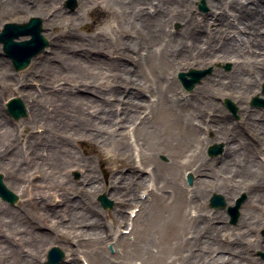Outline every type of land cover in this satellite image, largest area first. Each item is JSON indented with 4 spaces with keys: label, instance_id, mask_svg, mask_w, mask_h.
<instances>
[{
    "label": "bare ground",
    "instance_id": "bare-ground-1",
    "mask_svg": "<svg viewBox=\"0 0 264 264\" xmlns=\"http://www.w3.org/2000/svg\"><path fill=\"white\" fill-rule=\"evenodd\" d=\"M26 1H34L36 5H27ZM103 1L109 8L105 12L117 24L113 27L115 31L137 34L139 39L126 38L117 50L112 41L106 40L105 32H101L103 36L88 41L93 48L84 47V42L81 38L78 42V35L71 29L62 35L52 31L61 12L57 13L59 9L54 8L56 15L46 19V26L51 30L49 38L52 39L50 44L54 45L53 49L55 47V57L51 63L44 61L46 65L40 72L43 92H37L30 84L29 74L25 80L14 82L30 115L23 123V129L32 131L37 123L45 128L42 142L38 133L29 137L27 146L34 148L31 156L24 152L22 130L11 126L10 121L0 115V167L8 173L12 186L24 197L29 188L24 172L36 165H40L44 173L53 172V177L47 176L39 184L38 196L33 200L27 199L37 207L36 215L0 208L7 229L23 236L31 247V252L24 256V264H40L41 249L56 240L61 241L74 257L63 264H81L75 258L78 249L70 248L72 237H81V244H89L93 264L164 263L171 243L169 231L174 223L181 229H190L193 234V241L185 242V254L181 258L183 264H263L252 253L256 249L264 250V237L256 235L259 227L264 226V219H253L252 209L254 204L264 200V168L251 150L243 151L236 144V136L257 142L263 153L260 154L264 156V119L262 124L257 123L255 114L244 105L249 95L256 92L264 81V0H208L211 6L209 14L194 11L192 4L186 0ZM55 2L0 0V13H12L14 7L21 12H43ZM99 2L79 0L75 15L79 16V12L91 6H98ZM147 4L150 9H155L153 17L143 15ZM2 6L6 8L2 9ZM176 22L181 23V29L177 34L167 35L165 27ZM23 38L27 37L19 39ZM103 49L112 50V54L115 52L123 60L107 59ZM144 51L147 53L144 54ZM2 60L0 57V84L1 90H6L12 88L13 80L3 74ZM183 60L189 65H208L215 60L233 61L230 79L221 85H225V91L238 100L241 106L239 115L248 124L247 132L240 130L233 136L225 129L212 100L198 104L191 98L178 95L174 86L176 83L166 78L165 74L171 63L178 64ZM36 64L37 61H34L31 69L38 72ZM113 74L118 81L113 79L116 77H112ZM111 79L113 82L109 83ZM46 101L53 106L50 114L43 109ZM51 115L54 118L50 119ZM57 118L61 123L54 120ZM50 123L60 130L57 138L51 135ZM89 126L93 131H88ZM207 132H213L216 139L225 143V160H208L203 157L202 150L191 148L194 142L206 139L202 135ZM89 137L99 139L109 149L110 160L116 165L115 168L105 167L103 179L97 174L96 165L84 162L75 148L77 141ZM41 148L42 153L49 152L45 155L47 159L38 154ZM165 152L172 153L173 165L158 161L156 171L148 172L147 159H157ZM235 159L242 162L240 169L232 165ZM82 160L83 179L74 181L69 176L70 171ZM185 167H192L198 175L197 189L192 191L190 200L174 176ZM124 168L128 171L122 173ZM242 170H247L251 177L254 172H259L261 176L257 181L249 180L248 201L240 209L241 217L235 228L238 232L224 223L197 222L196 218L185 216L186 206L192 205L204 211L203 200L212 190L219 188L226 197L237 195V190H231L220 173L238 176ZM170 173H174L171 178ZM157 177L166 182L159 185ZM148 181L151 182L148 187L153 188L149 194L157 197L154 203L139 194ZM169 182L172 195L163 193ZM84 183L87 185L84 186ZM53 188H56L55 192H60L62 203L50 201L49 191ZM74 190H82V195L74 197ZM103 191L116 202V208L107 213L109 222L103 220L101 212L90 199ZM131 206L138 208L132 222L130 215L126 214ZM65 214L72 217L67 223H62L60 230H45L42 219L57 220ZM212 216V222L221 221L219 215ZM129 220L132 232L135 231L132 239L122 233V225L126 224L124 229H127ZM225 233L228 237L223 239ZM110 241L118 251L117 260H112L107 251ZM173 244L176 250L184 247L183 242L176 238ZM118 246H122L121 249ZM226 251L228 255L224 253ZM6 252L15 256L20 253L10 234L0 231V254ZM134 254L141 255V262H133ZM88 264H91L89 259Z\"/></svg>",
    "mask_w": 264,
    "mask_h": 264
},
{
    "label": "rangeland",
    "instance_id": "rangeland-1",
    "mask_svg": "<svg viewBox=\"0 0 264 264\" xmlns=\"http://www.w3.org/2000/svg\"><path fill=\"white\" fill-rule=\"evenodd\" d=\"M186 1H189L193 6L192 8L194 9V11H197L198 13H202V14L211 13V6L209 5L208 0H195V1L186 0ZM26 2L28 3L27 5H34V6L36 5V3L33 4L34 1H26ZM48 2L49 1H44V3H48ZM249 4H250V1H249ZM203 6H205V9L202 8ZM150 7H151L150 5L148 4L146 5L145 7L146 10L143 13L144 16L153 17V13L155 9L153 8L150 9ZM5 8L6 7L2 6V9H5ZM54 8H56V10L59 9L57 13L59 11L61 12H60L58 21L54 23L57 26L52 31L55 34L62 35L63 32H66L67 30L71 29L78 35V42L80 41L79 38H81V40L84 42L83 43L84 47L93 48L94 46L89 44L88 41L91 40L92 38H95L96 36L102 35L101 32L103 33L105 32L104 35H105L106 40L112 41L117 46V50H119L120 47H122L121 45L122 41L125 40L126 38L136 40V39H139L140 37L137 34L128 35L127 33L121 34L119 30L115 31L113 27L116 26L117 24L114 18L111 15H107V13L105 12L109 8H108V5H106V3L103 0H100L98 6H91V8L87 9L86 11L83 10L82 12H79V16L75 15V13L78 11V8H79V0H72V1L71 0H56L54 5L50 6V8L48 9H45V11L43 12L32 11V10L21 12L19 8L14 7L12 9V13H0V31L5 23H8V22L21 23V22L28 21L31 17H40L43 20V34L45 35L48 41V46L44 49V51L38 54L27 68H25L24 70H19V71L14 68L10 59H8L4 55L2 51V45H0V57L3 59L2 60L3 74L8 75V78L10 80H13L11 81L12 88H9L6 90H1V84H0V115L3 118H7L10 121L11 126L15 128H20L22 130L20 134H21V138L23 137L22 144L24 147V152L28 154L29 156H31V154L33 153V149H34V148H28L29 146H27L29 137L32 135V133H38V139L39 141L42 142L44 137H42L41 135H43L42 133H44L45 128L40 127L39 125L41 124L37 123L33 126V129L31 128L32 131L30 129L28 130L23 129L24 128L23 123L30 118V115H28L27 106L25 102L23 101L17 89L18 85H16L14 82H17L19 79H21L22 81L25 80V77L28 76L29 74L31 76V78L29 77L30 84H32V86H34L37 89V92L39 93L43 92V87H42L43 80H42V75L40 72L44 69L46 65L44 61L51 63V61L55 57L54 56L55 47L53 49L54 45L50 44L52 39L49 38V35L51 34V30L46 26V19L49 17L53 18L56 15V10ZM234 23L237 24L236 22ZM179 29H181L180 22H176L174 24H171V26L169 25L165 27V31L167 35H169L170 33L177 34ZM111 51L107 49H103L104 56H106L107 59L114 60V61L123 60V58H118L115 52H113L112 54ZM140 51H142V49ZM143 53L145 54L147 52L144 51ZM46 54L47 56H44ZM133 57H136L138 59V56H136V54H133ZM34 61L35 62L37 61L36 67H37L38 72H36V70L31 69ZM131 63L134 64V60H132ZM144 66L145 67L147 66L146 63L144 64ZM232 67H233V61L231 60L226 61V62L215 60L208 65H206L205 63H201V64L195 63V64L189 65L188 62L183 60L178 64L174 62L171 63L169 65V68L166 69L165 75H166V78H168L169 80H173L176 83L174 84L175 89L177 90L178 95H183V98L184 97L191 98L192 102H196L198 104L199 102L200 104H203L204 101L207 102L209 100H212V102L216 104L215 108L218 112V115L221 118V122L225 124L226 126L225 129H228L234 136V135H237V133H239L240 130L241 131L244 130V132H247L248 124L245 121H243V119L239 115V110L241 106L238 100L230 96L229 93L225 91V85L223 86L221 85L229 81L230 79L229 75L232 71ZM190 68L205 71V74L202 76V78L198 82H196L194 88L191 91H188L181 85L177 77V74L178 72L188 71ZM157 71H160V70L158 69ZM114 76L116 75L113 74L112 77ZM113 79H115V81H118L117 76L114 77ZM113 79H111L109 83H112ZM123 84H126V83H123ZM211 92L215 96H213ZM71 93L75 94V92H72V91ZM13 97H19L22 100L24 108H25V115L18 119H15L13 116H11L8 113L7 107H6L7 101ZM255 97H258L260 100L258 99V101H254L253 99ZM227 99L230 100L231 103H233V106L236 109L235 111H233L231 107L226 105L225 101ZM169 101L171 103L173 102L172 100H169ZM244 105L248 106L251 109V112L255 114L254 120L257 123L262 124L263 119H264V81L259 84V88L257 89L256 92L251 93L249 95ZM43 109L45 111H48L50 114L53 111V106H51L50 103L46 101L44 102ZM49 118L52 119L54 118V116L51 115L49 116ZM54 120L61 123L60 118H57ZM50 129L52 132L51 135H53L54 137L57 138L60 135L59 133L60 130H56V128L54 127L52 123H50ZM87 129L88 131H93V129H91L90 126ZM202 138H206V139H203V141H200V142L199 141L194 142L191 148L193 149L195 148V150H202L203 157H206L208 160L221 161V158L222 160L226 159L224 157V152L226 149L225 143L222 140L216 139L217 137L215 136V134H213V132L204 133L202 135ZM236 138H237L236 144L242 147L241 149L243 151H246L247 149L251 150L253 155L256 157L257 161L261 164L262 168H264V156L261 155L263 153L261 152V149L257 145V142L246 139L244 137H240V136L238 137V135L236 136ZM130 142H132L133 145L135 146L134 142L131 139H130ZM213 145L217 146L218 151L216 153L209 152V148ZM220 146H221V150H219ZM75 148L77 152L79 153V155L83 158L84 162L90 161L94 165H96L98 169L97 174L100 176V179H103L104 177L105 167H109V168L116 167V165L110 160L109 156L111 152H109V149L105 147V145H103V143L99 139L89 137L83 141H77L75 143ZM42 149L43 148L38 150L39 152L38 154L41 157H44L45 159H47V156L45 155H49V152L46 150V151H43L42 153ZM133 150H135L134 147H133ZM83 160L81 161V163L77 164L75 168H73L70 171L69 176L74 181H80L83 179V173H82V165L84 163ZM158 161L168 166L173 165L172 153H169V152L161 153L157 156V159L148 158L147 159L148 166L146 168L147 171L151 173L154 172V170L156 171V168L159 165ZM232 163H233L232 165L238 169H240V167L242 166V162H239L236 159L233 160ZM127 171L128 169L124 168L122 170V173H125ZM25 173L27 175V180H29V184H28L29 188L27 190V195L23 197L21 192L14 186H12V184L9 182L7 178L8 173H6V170L0 167V174L3 175L5 184L17 196V200L15 201L14 204L4 201L3 199L0 198V208L17 209L21 213H28V215H36L37 207L34 204L30 203L27 199L31 198V200H33L36 198V195L40 192L38 189L39 184L42 183L43 180L47 176L53 177V172L49 171L48 173H44L40 165H36L35 167H30V169L24 172V174ZM172 175L170 173V178L172 177ZM189 175L192 176V183H189L188 181ZM14 176L16 177V174ZM174 176L176 178V182L178 186L184 188L185 192H187L186 197H188V200H190V198L193 195L192 191L197 189L198 175L194 173V170L192 167L191 168L185 167V168H182L179 171V173ZM260 176L261 175L259 172H254V174L251 177L249 176V173L247 170H242L241 174L238 176H235V175L229 176V174L225 172H221L220 177L224 179L227 186L231 190H237L238 192L237 195L235 194L234 197H226L223 195V191L221 189L217 188L215 190H212L209 193V196L203 200V202H205L204 211H199V209L197 208L195 209L192 205L186 206L184 208L185 216L188 217L189 219L196 218L195 220L197 222H200L202 220V222L208 221L212 224L224 223V224H227L233 227V230H235V232H238V229H235V228L240 220L241 211L237 218V221L233 222L227 209H220L218 207L215 208L210 205V198L214 193H218L223 196L226 202V205L228 204L227 207H229V206H234L238 199L244 197V201L241 206L242 208H244L246 206V203L249 197V195H247V192L250 186L249 180L252 179V181H257L260 178ZM157 178H158L157 183L158 184L160 183L159 185H162L163 181L166 182L164 179H161L159 177ZM170 178L168 179L170 180ZM150 184L151 182L148 181L147 184L141 188V190L139 191V194L141 195L143 194V196L147 195L146 197L149 198L152 203H154L155 201H157V197L155 195L149 194L153 189L152 187H148V185ZM86 185L87 183H84V186ZM54 189L56 188H53L49 191L50 192L49 199L51 202L60 204L62 203L63 198L62 196H59L60 192H55L56 190ZM163 190H164L163 193L167 195L169 194L172 195L173 189L171 186V182L166 184ZM81 191L82 190H77V191L74 190L72 192L73 196L80 197L82 195ZM54 192L55 194H53ZM100 195H106L107 199L111 202V205L109 207L103 206V204L99 200ZM90 199H91L92 204H95L97 209L101 212L103 220L105 222L106 221L109 222L110 217L107 216L108 215L107 213L116 208V202L109 196L108 193H105L104 191L99 192L94 196H91ZM134 209L136 208H133V206L129 207L126 210V214L131 215ZM252 214L254 217L253 219L255 220H258L260 218L264 219V200L259 202L258 205H255V204L253 205ZM212 215H217V216L219 215L221 221L216 220L212 222V220H210L211 219L210 217H213ZM71 217H72L71 215L66 216L65 214L63 218H60L57 220H51V219L43 220L42 219L41 222H42V225L45 227L46 231H49L50 229L54 231L55 230L58 231L61 229L62 223L64 222L67 223L68 220L71 219ZM3 220L4 219L0 213L1 233H6V235H8V233L10 234V237L11 239H13V242L19 247L20 253L17 256L9 252L8 253L6 252L5 254H0V264H24L25 263L24 256L28 255L31 252V247L28 244L27 240L23 238V236L16 234L14 232H11L9 229H7V227L5 226V223H3ZM134 223L136 224L137 220ZM122 227L125 228L126 224H123ZM129 227L130 226H127V229L123 228L122 232L129 231L130 230ZM124 234L129 239H132L133 237H135V231L133 232L131 231L129 234H126V233ZM169 234H170L169 237H170L171 243H170V247L168 248L167 255H166L167 258L164 261V263L158 261L157 264H183L181 258L185 254V242H192L193 234L190 229H181L175 223L170 228ZM224 235L225 237H223V239L228 237L226 233ZM256 235L258 237H264V226L259 227V229L256 231ZM237 237L241 238L240 235H238ZM175 238L177 239V241L183 242L184 247H182L180 250L175 249V246L173 244V241L175 240ZM80 240H81V237L71 238L70 248L73 247L75 249H78L77 255L75 256V258L79 260L81 264H83L81 257L86 259L87 262H85V264H88V259L89 261H91V264H93V257L90 254L91 247L89 246V244H81ZM55 246L59 247L64 254L63 258L59 260V262H56L55 264L67 263V262H70L74 258L71 255V253L68 251V249H66L64 244L61 241L56 240L53 243L46 244L41 249L40 254H39V257H40L39 260L41 262L40 264H46L47 254L49 250ZM119 247L121 249L122 246H118V248ZM106 248H107L108 253L112 256V260H117L116 258L119 257L117 255L118 251L115 245L113 244V241H110L107 244ZM194 250L196 251V249ZM224 253L226 255L229 254L228 251ZM263 253H264V250L256 249L253 251L252 255H254L255 258H257V260H259L260 263L264 264V256H262ZM140 258H141V255L134 254L133 262L135 261L137 263L141 262Z\"/></svg>",
    "mask_w": 264,
    "mask_h": 264
},
{
    "label": "water",
    "instance_id": "water-1",
    "mask_svg": "<svg viewBox=\"0 0 264 264\" xmlns=\"http://www.w3.org/2000/svg\"><path fill=\"white\" fill-rule=\"evenodd\" d=\"M31 38L23 41H16L21 36H28ZM0 43H3V50L8 57L12 59L13 65L16 70L25 69L31 62L32 58L38 54L44 46L47 44L46 37L42 34V19L39 17H32L29 22L26 23H7L4 29L0 33ZM205 71H199L196 69H190L188 72H180L178 74L183 86L192 90L196 82H198ZM191 76V79H188ZM254 101H258L256 97ZM226 103L232 107L230 100H226ZM8 112L15 118L18 119L25 114L24 106L19 98H13L7 102ZM214 149H211V152ZM192 181V176H190ZM0 197L12 204L17 200V196L7 188L4 183L3 175L0 174ZM104 207H109L111 202L106 198L105 195L99 197ZM212 207H225L226 203L221 195L214 194L211 198ZM243 199L238 200L235 207H230L229 212L235 222L239 208ZM63 257V252L58 247H53L48 253L47 264H55Z\"/></svg>",
    "mask_w": 264,
    "mask_h": 264
}]
</instances>
